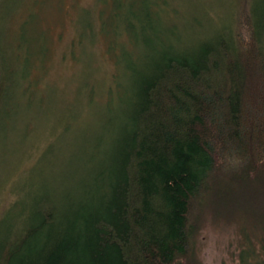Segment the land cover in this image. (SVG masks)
Here are the masks:
<instances>
[{"label": "trees", "instance_id": "16d2710c", "mask_svg": "<svg viewBox=\"0 0 264 264\" xmlns=\"http://www.w3.org/2000/svg\"><path fill=\"white\" fill-rule=\"evenodd\" d=\"M117 2L110 29L143 56L121 44L126 88L89 89L106 112L68 178L9 186L0 264H203L215 226L231 261L264 264V0L181 23L161 0ZM5 90L0 57V113Z\"/></svg>", "mask_w": 264, "mask_h": 264}, {"label": "rangeland", "instance_id": "374dc122", "mask_svg": "<svg viewBox=\"0 0 264 264\" xmlns=\"http://www.w3.org/2000/svg\"><path fill=\"white\" fill-rule=\"evenodd\" d=\"M117 1L0 0L6 89L0 113V210L14 196L9 186L26 181L49 185L53 176L68 178L106 112L103 104L89 99V89L107 98L104 88L114 86L117 74V93L118 86L128 85L129 64L121 44L141 58L145 47L141 52L132 47L126 33L114 36L111 13L122 6ZM224 2L161 0V5L166 16L182 13L181 23L194 13L199 17L201 3L212 15L216 6L225 8ZM215 228L203 232V264H236L223 249L229 232Z\"/></svg>", "mask_w": 264, "mask_h": 264}]
</instances>
